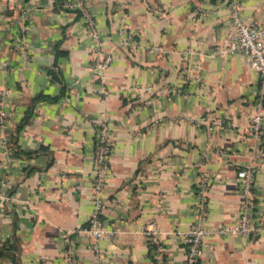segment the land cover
<instances>
[{
	"label": "crops",
	"instance_id": "1",
	"mask_svg": "<svg viewBox=\"0 0 264 264\" xmlns=\"http://www.w3.org/2000/svg\"><path fill=\"white\" fill-rule=\"evenodd\" d=\"M61 1L0 0V264H68L69 249L73 264H185L182 230L238 223L245 165L258 230L208 233L197 264H264L260 81L242 53H215L230 0ZM239 3L264 27V0ZM98 202L112 233L95 240Z\"/></svg>",
	"mask_w": 264,
	"mask_h": 264
},
{
	"label": "built area",
	"instance_id": "2",
	"mask_svg": "<svg viewBox=\"0 0 264 264\" xmlns=\"http://www.w3.org/2000/svg\"><path fill=\"white\" fill-rule=\"evenodd\" d=\"M67 7L80 6L79 1H65L64 3ZM230 15H229V31L227 38L222 44L217 46L215 53L218 54H233L242 53L245 57L247 64L252 68V70L259 77L260 85L258 89V100L256 102L255 111L252 115V120L250 123V129L259 137L264 133V128L262 120L264 117V27H260L250 18L244 17L240 12L239 0H230ZM24 10L16 17V24L20 26L23 30L25 26L24 22ZM83 18L87 21L89 28L91 29L94 38L98 40V33L96 30V23L93 19L89 10L82 8L81 10ZM98 43V41H97ZM124 44H132L128 39H124ZM112 56L105 54L100 49L94 52V66L101 74L109 65ZM4 105V103H2ZM5 111L2 110L1 118L5 115ZM106 129L105 126L100 130L96 155H95V165L97 169V175L103 176V171L105 168V159L107 157V139H106ZM4 139H7L5 137ZM238 176L242 179V191H243V206L241 208V214L239 221L235 226L223 227L215 226L211 227L205 226L203 222L198 221L191 225L187 229L181 231V240L185 244L184 247V262L185 264H197V258L203 252L204 239L206 235L210 232L212 233H225V232H254L258 230V227L254 225L249 217L247 211V203L252 197V176L253 170L251 166L245 165L238 170ZM204 190V188H202ZM99 202L96 204L95 210L92 212L90 217V224L83 228V231L90 233L95 240L105 238L108 233H112L111 230H107L102 227L98 214L100 212ZM68 264H73L72 260V250H68Z\"/></svg>",
	"mask_w": 264,
	"mask_h": 264
},
{
	"label": "trees",
	"instance_id": "3",
	"mask_svg": "<svg viewBox=\"0 0 264 264\" xmlns=\"http://www.w3.org/2000/svg\"><path fill=\"white\" fill-rule=\"evenodd\" d=\"M63 0L60 2L62 4ZM26 119V118H25ZM23 124V122L21 123V125Z\"/></svg>",
	"mask_w": 264,
	"mask_h": 264
}]
</instances>
